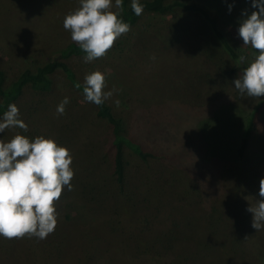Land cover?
<instances>
[{"label":"rangeland","instance_id":"rangeland-1","mask_svg":"<svg viewBox=\"0 0 264 264\" xmlns=\"http://www.w3.org/2000/svg\"><path fill=\"white\" fill-rule=\"evenodd\" d=\"M173 1L162 12L144 10L104 56L68 60L83 82L93 71L105 75L111 111L87 102L59 67L50 91L27 87L14 102L28 131L6 128L0 139L45 136L67 147L73 188L54 202L57 225L45 239L0 237V264H264V229L252 228L247 211L260 199L264 177V102L240 152L264 95L239 94L233 81L244 68L213 24ZM183 1L204 6L246 52L247 65L255 59L238 35L242 10H255L251 0ZM78 7L79 0H0L6 84L72 42L63 19ZM117 117L128 136L154 153L144 160L125 149L123 188L114 173Z\"/></svg>","mask_w":264,"mask_h":264},{"label":"clouds","instance_id":"clouds-1","mask_svg":"<svg viewBox=\"0 0 264 264\" xmlns=\"http://www.w3.org/2000/svg\"><path fill=\"white\" fill-rule=\"evenodd\" d=\"M123 4L124 0H79V7L65 15L63 28L85 53V62L104 56L121 35L130 31V24L121 15ZM232 7L228 6L229 12ZM251 7L255 10L250 14L242 10L246 18L238 27V35L243 45L255 51V59L233 81V86L242 96L257 98L264 95V0H251ZM131 9L139 16L144 5L141 0H131ZM239 59L245 61L244 56ZM105 87L102 72L86 74L84 99L98 106L103 104L113 95L112 90L104 91ZM68 103L65 96L56 106L57 114L63 115ZM6 128L28 131L15 103L8 104L0 116V133ZM72 160L69 149L50 137L16 134L8 141L0 139V237L27 235L43 240L55 230L58 214L54 202L65 187L69 191L73 188ZM258 195L256 206L247 209L252 213L251 226L257 231L264 229V177L260 179Z\"/></svg>","mask_w":264,"mask_h":264},{"label":"trees","instance_id":"trees-1","mask_svg":"<svg viewBox=\"0 0 264 264\" xmlns=\"http://www.w3.org/2000/svg\"><path fill=\"white\" fill-rule=\"evenodd\" d=\"M141 3L144 5V10L148 12H162L167 9V5L169 4L168 0H141ZM174 3L185 10L201 13L210 23L213 24L218 38L226 47L229 54L235 59L237 64L243 68L247 66L246 61L241 62L239 59L241 56L246 58V52L238 51L237 48L231 44L226 34L219 28L217 19L212 16L204 6L198 4L197 2H187L183 0H176ZM121 15L123 16L124 21L128 24L136 23L139 18V16L135 15L131 9V0H124L123 12ZM76 55L84 56L85 53L80 50L76 42L72 41L66 46L55 50L50 60L39 65L36 70L31 68L24 69L10 84H6L7 78L5 71L0 65V116H2L3 112L7 110L8 104L14 103L21 97L27 87H30L36 91H50L54 84L51 73L55 68L58 67L64 71L66 77L72 82V84L83 92L84 82L78 77L77 73L68 62L71 57ZM263 102L264 99L257 105L248 120L243 133L240 152H243L247 146L253 128L255 113ZM101 105L102 109L111 111V106L105 101ZM113 121L115 124V130L113 132L112 139L114 146V173L118 183L123 188L125 187L126 180L125 149H130L133 153L137 154L144 160L148 159L150 156H153L154 153L144 149L141 143L135 141L124 132L125 125L123 124L122 119L117 117V119H113Z\"/></svg>","mask_w":264,"mask_h":264}]
</instances>
